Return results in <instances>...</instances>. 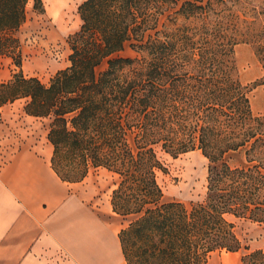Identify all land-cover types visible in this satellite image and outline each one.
Returning <instances> with one entry per match:
<instances>
[{
	"label": "trees",
	"instance_id": "obj_1",
	"mask_svg": "<svg viewBox=\"0 0 264 264\" xmlns=\"http://www.w3.org/2000/svg\"><path fill=\"white\" fill-rule=\"evenodd\" d=\"M29 1L0 0V62L11 56L16 67L0 81V108L25 98V112L48 121L63 181L97 167L119 176L113 211L137 215L119 234L128 264H206L213 252L249 249L236 228L241 219L264 222V115L253 113L234 47L252 44L264 67V9L248 0H85L71 64L44 83L21 69L18 31ZM133 39L139 56H117ZM158 149L202 152V199H166ZM235 155L243 159L232 165ZM262 257L258 249L241 260Z\"/></svg>",
	"mask_w": 264,
	"mask_h": 264
},
{
	"label": "crops",
	"instance_id": "obj_2",
	"mask_svg": "<svg viewBox=\"0 0 264 264\" xmlns=\"http://www.w3.org/2000/svg\"><path fill=\"white\" fill-rule=\"evenodd\" d=\"M18 37L26 76L44 82L70 65L69 48L56 51L23 25ZM25 104L0 108V264H128L119 236L124 216L112 203L88 202L81 182L58 176L46 119L28 115ZM216 254L206 264H243L239 251Z\"/></svg>",
	"mask_w": 264,
	"mask_h": 264
},
{
	"label": "rangeland",
	"instance_id": "obj_3",
	"mask_svg": "<svg viewBox=\"0 0 264 264\" xmlns=\"http://www.w3.org/2000/svg\"><path fill=\"white\" fill-rule=\"evenodd\" d=\"M83 1L85 0H42L38 9H35V0H30L27 5V19L23 24V30L42 37L43 43L56 49V51L60 50V52H63L66 48H69V58L72 53L71 37L80 29L82 24L79 6ZM248 1L251 2L248 8L256 5L259 11L264 9V0ZM174 11V9L170 10L160 17L158 30H163V24L167 21L168 15ZM184 23L185 20L179 18L178 24L182 25ZM155 32L156 30L147 31L145 39ZM136 43L138 42L134 39L128 41L124 50L116 55L122 57L139 56L132 48V44ZM234 52L240 79L251 88L250 100L253 113L264 115L263 64L256 55L252 44L240 43L234 47ZM107 60H104L98 66V73L107 68ZM15 68L11 56L3 57L0 62V81L9 80ZM50 79H44V83H49ZM44 127L47 129L46 124ZM158 155L165 168L159 172L158 178L166 199L175 198L190 202L203 198L207 190L208 159L200 150L190 151L175 157L158 149ZM234 157L230 160L232 165L239 164V160L243 159L242 155H235ZM80 182L77 186H84L88 189V199H90L88 202H100L101 206H106L111 203L114 190L111 191V189L114 183L117 186L119 176L106 168L97 167L91 168L88 175ZM136 217L137 215L135 214L124 217V228L128 227L130 222L135 220ZM236 231L243 246L249 248H242L239 251L241 256L261 249L264 245V222H257L251 219L237 220ZM222 252L226 251H220V254H216L215 257L222 255ZM248 264H264V257L254 259Z\"/></svg>",
	"mask_w": 264,
	"mask_h": 264
},
{
	"label": "built area",
	"instance_id": "obj_4",
	"mask_svg": "<svg viewBox=\"0 0 264 264\" xmlns=\"http://www.w3.org/2000/svg\"><path fill=\"white\" fill-rule=\"evenodd\" d=\"M0 118H1V115H0Z\"/></svg>",
	"mask_w": 264,
	"mask_h": 264
}]
</instances>
